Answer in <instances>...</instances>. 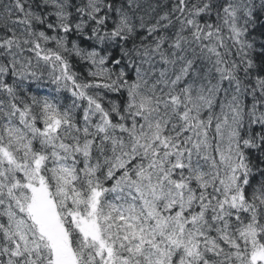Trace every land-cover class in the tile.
Masks as SVG:
<instances>
[{
  "label": "snow or ice",
  "instance_id": "1",
  "mask_svg": "<svg viewBox=\"0 0 264 264\" xmlns=\"http://www.w3.org/2000/svg\"><path fill=\"white\" fill-rule=\"evenodd\" d=\"M0 264H264V0H0Z\"/></svg>",
  "mask_w": 264,
  "mask_h": 264
}]
</instances>
